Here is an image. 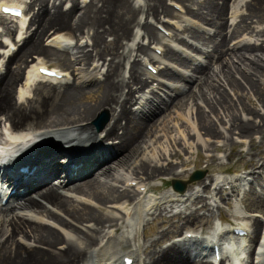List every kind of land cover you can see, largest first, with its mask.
Instances as JSON below:
<instances>
[{
  "label": "bare ground",
  "instance_id": "obj_1",
  "mask_svg": "<svg viewBox=\"0 0 264 264\" xmlns=\"http://www.w3.org/2000/svg\"><path fill=\"white\" fill-rule=\"evenodd\" d=\"M66 1H72L67 10L57 0L50 3L49 0H0V3L18 2L27 11L39 7L28 20L20 19L16 40L23 39L16 51L9 52V46L15 42L0 40V44L7 46L1 55L8 54L4 62L0 58V124L7 121L0 127V158L9 161L34 139H40L31 151L16 158V161L24 158L27 168L26 172L12 173L10 183L14 185L16 179L15 185L24 187V191L12 195L7 206L0 203V264H114L123 242L130 237L132 231L129 230L137 228L129 229L134 223L130 218L134 214L136 222L157 214L167 215L169 222L175 217L183 226L192 216L200 217L196 215L200 208L212 214L213 206L221 205L220 199L229 202L231 194L241 191L249 194L243 197L246 204L257 209L251 214H246L239 203L234 204L233 210L241 218L228 226H214L211 233L192 230L194 236L190 238L184 232L164 246L158 242L167 232L160 230L159 236L143 243L139 241L121 258L125 255L140 258L143 252V264H212L203 257V251L193 252L195 247L188 241L195 240L230 242L237 262L243 264L241 259L247 256L253 242L256 241L257 246L262 244L260 232L264 237V225L263 230L262 227L259 230L261 215L264 217V150L256 148L253 136L259 133L258 145L264 143V39H261L264 27L258 24L264 21V0H234L229 13L234 18L238 12L242 14L228 32L225 31L228 0H181L192 17L176 14L164 0ZM160 14L180 16L170 22L190 38H196L195 43H189L195 53L185 47L188 37L175 32L170 35L175 45L158 43L155 47L162 49L161 54L154 46V50L149 51L144 38L149 42L160 40L158 30L152 25ZM5 18L0 20L3 24L0 34L11 35L15 27ZM31 24H37L35 30L22 36ZM247 31L249 37L257 39H247ZM107 32L113 36L110 42L103 39ZM67 34L76 36V41L72 43L69 37L61 36ZM130 34L131 40H125ZM45 35H49L46 43ZM83 38L85 43H82ZM232 40L231 47L227 42ZM53 57L60 64L55 67L66 74L75 63L84 65L90 58H94L91 63L94 67H88L85 72L82 68L79 77L74 68L76 78L72 77L71 81L70 76L60 82L34 80L35 66L45 65L42 58L53 62ZM10 60L17 63L15 68H11ZM142 63L145 66L151 63L162 75L171 76L175 72L182 79L187 78L188 83L179 86L175 78L168 79L171 82L165 83V87L157 86L163 92L154 86L149 90L151 94L143 92L148 87L144 84L149 76H144ZM26 66L18 100L15 97L11 103L4 92L12 91ZM31 84L37 92L30 100L27 94L30 88L25 94L23 86ZM140 89L142 93L135 100L138 107L133 109L134 92ZM186 90L187 94L183 95ZM174 92L183 93L173 99ZM248 94L256 97L260 111L250 110L244 103L242 97ZM201 101L205 103L203 107ZM170 105L175 107L172 115L162 111ZM103 106H108L113 121L104 135H98L103 129L98 131L94 122L87 121L94 119L99 109L109 113ZM148 117L153 119L148 120ZM21 126L27 129L21 130ZM9 130L23 135L9 137ZM110 134L119 142L115 143ZM235 135L251 138L250 148L240 152L242 159L248 157L247 162H243L244 173L210 177L208 181L199 178L188 190L171 188L160 194L147 191L149 179L185 172L189 160L180 157V151L175 150L177 145L184 146L187 153L193 150L195 143L196 148L211 145L220 148L222 145L214 144L215 140H232ZM107 137L111 143L102 147ZM51 138L73 147L71 150L56 147ZM73 153L82 154L90 164L79 167L74 176H69L64 166L66 158L59 155ZM174 156L180 160L179 166L174 163ZM113 158L116 159L110 162ZM85 168L87 170H83ZM8 172H13V168L5 169L4 173ZM133 181L135 184L131 185ZM225 185H229L227 191H223ZM142 186L145 189H141ZM108 203L114 210L104 213L101 204ZM7 208L12 209L7 211ZM174 223L170 222V226ZM238 227L246 229L248 235H231ZM21 232L30 234L32 241ZM17 233L19 236L15 239ZM56 243L63 244L55 248ZM225 260L226 257H222L219 264H227ZM256 264H264V257Z\"/></svg>",
  "mask_w": 264,
  "mask_h": 264
},
{
  "label": "rangeland",
  "instance_id": "obj_2",
  "mask_svg": "<svg viewBox=\"0 0 264 264\" xmlns=\"http://www.w3.org/2000/svg\"><path fill=\"white\" fill-rule=\"evenodd\" d=\"M27 1H29V0H27ZM81 1L82 0H79V2H81ZM134 1L137 3L136 0H134ZM164 1H166L167 2V5L170 6L173 10H174V8H173L172 4L173 3L177 4L175 1H177L179 3H182L181 0H164ZM233 1L234 0H228V3H227V7H228L226 9V15H227L226 16V18H227L226 20L227 21H226V24H225V31L226 32H228V31L231 30L230 27H232L231 25H232L233 22H234L233 25H235L237 22L240 21V15L242 14V13L240 14V12H239L238 15L235 16V18H233V19L231 18L232 17V14L229 13L230 9H229V6L228 5L231 4ZM50 2H51V0H49V3ZM57 3L60 4L64 8V10H67L68 8H70L72 6V1L57 0ZM178 5H181V4H178ZM38 8H39L38 6H34L31 10H28V11L26 9H24L25 16H26V14H27V17H29L30 15L32 16L33 13L38 10ZM183 10H184V8H183ZM177 13L178 12H176V14ZM178 14H181V13H178ZM186 14H188V12H186ZM162 15L163 14H160L159 15L160 17L158 16L154 20H155V22L157 21L158 23H161V24L167 26V19H169L171 16H174V15H170V16H167V15L166 16L165 15L162 16ZM181 16H185V15L182 14ZM188 16H190V15H188ZM2 19H4V18L2 16H0V20H2ZM5 20H7L9 22V25L11 24L10 26L15 27V28L17 27L18 30H19V26L20 25H17L18 23L15 20H8L6 18H5ZM258 24H259V26L261 28L264 27V21H260V23H258ZM152 25H154L153 27L155 28V24H152ZM24 26H25V24H24ZM36 27H37V24L36 25L35 24H31L30 29H32V30L28 29L27 32H25V34H29L30 31L32 32L33 30H35ZM190 27L193 28V26H190ZM170 28L173 29L171 26H170ZM134 29H135V27L133 28V31H134ZM193 29H195V28H193ZM2 30H3V24L0 23V32L1 33H2ZM21 30L23 31L24 28L21 29ZM16 32H17L16 30L13 31L10 36H8L6 34H4L5 35L4 36V35L0 34V40H1V38H4L7 41L8 40H12V39L14 40V38L16 36L15 35ZM174 32H175V34H181V32H178V30L173 31L172 33H174ZM176 32H178V33H176ZM262 32L263 33H261V34L263 35L262 36L263 38H261V37L260 38L261 39H264V28H263V31ZM108 33H110V32L104 33L103 39L104 40L106 39L105 41L110 42L113 39V36H112V34H108ZM246 33H245V36H247V39L249 38L251 41H255V39H257V37H253V36H250L249 37V35H248L249 32L248 31ZM48 36H46V35L44 36V39H43L44 43H45V39ZM131 36L132 35L130 34V36H129L130 39L127 38L125 40H131ZM182 36H186L187 37V35H182ZM8 37H10V39H7ZM71 37L74 39V42H75L76 39H77V37L76 36H74V37L71 36ZM79 37L81 38V36H79ZM192 39L193 40H196V38H192ZM261 39H258L259 42L262 41ZM77 41H79V39ZM144 41H145V38H144ZM156 41H155V45L158 44V43H163L164 45L166 43H168V44H174V45L176 44L174 40H171L170 38H166V37H163V36H162V40L160 39V40H156ZM152 42H154V40L151 41V42H149V40L146 39V44L148 43V49H149V51L151 50L150 47H149V43L151 45ZM232 42H233V40L230 41V42H227V43L228 44L229 43L231 44ZM262 42H263L262 44H263V47H264V41H262ZM83 43H85V38H83ZM178 44H180V43H178ZM6 48L7 47H6V45L4 43H1L0 44V50L1 51L4 50V49H6ZM88 48H91V46H89ZM135 56H137V55H135ZM143 57H144V54L141 55V58H143ZM30 58L31 59H34L32 57H29V59ZM45 59L46 58H42V61L43 62H46V63L48 62L51 66H58V67L60 66L59 62L56 60L55 57L52 58L53 59V62H49V59L48 60L47 59L45 60ZM93 59L94 58H90L89 61L87 63H85L84 65L83 64H80V63H75V65H76L75 67L69 68V72L71 73L70 81L72 80V76L76 78L75 74L79 77L78 74L82 70V68H84L83 69V72H85L87 70V68L90 67L91 63H93V61H94ZM95 59H96V57H95ZM101 61H102V58H101ZM9 62L11 64L10 65L11 68H15L16 67V64H17L16 62L13 63L12 60H10ZM27 67L28 66H26L25 69H23L24 70L23 71V74L19 78V80L16 82V84H15L14 88L12 89V91L10 93L4 92L10 98L11 103L14 102V100H16V98L18 100V87H19V85H21V83L24 80V74L26 72ZM74 68H76L75 74H74ZM104 70H105V67H104ZM171 72H173V70H171ZM145 73H146V71H145ZM158 74L160 76H162V77H165V80L174 79L175 78V83H178V82L181 83L182 82V84H179V86L180 85H186L188 83L187 80H182V77L180 75L176 74L175 72H174V75H171V76L162 75L159 72H158ZM98 77L101 78L100 76H98ZM146 77H148V75H146ZM150 82L153 83V81H150ZM193 83L194 82L191 83L192 86H193ZM145 84L146 85H144V86H147V84H149V82L147 81ZM172 85H173V83H172ZM29 86L24 87V88H25V94H26V89H28V88L31 89V90L29 89L30 92H29V90L27 92V94L30 95V100H31L32 99V96H34L36 94V92H37L36 90L37 89L36 88H32L33 85H29ZM165 89L167 91H169V89H167V88H165ZM167 91H165V93H168ZM135 92H137V91H135ZM182 93H178L177 94L176 92H174L173 94H176V95H173V99H176L177 97L181 96ZM230 93H231L230 94L231 97H234V93H233L232 90H230ZM185 94H187V90L185 91V93L183 95H185ZM242 98L245 101L244 103L247 105L248 108H250V110L256 108L258 111H260L259 110L261 108L260 107V103L258 102V100L256 99V97L248 94L247 97H242ZM137 99L138 98H135L134 100H137ZM1 102H3V101H1ZM134 103L136 104V101ZM203 104H205V103L203 101H201L200 105L202 107H203ZM6 105L8 106V104H6ZM43 105L46 106V102ZM132 106H133V101L131 102V107ZM103 107H107V111L109 112V113L105 112V113H107L109 115V118H108V121L106 122V124L102 128L103 129L102 131L104 132L105 129L107 127H109L110 123H112L113 120L111 118L110 110H109L108 106H103ZM172 109H175V107L170 105L168 108L162 109V111L164 113L165 112L168 113V115H172L175 112V110H172ZM257 110H254V111H257ZM213 117H214V113H213ZM2 118L5 120L4 117H2ZM0 119H1V116H0ZM152 119H153V117L152 118H149L148 117V120H152ZM84 121H87V120H84ZM91 121H92V119L88 120L87 122H91ZM250 121H252V120L250 119ZM5 123L7 124V121L1 122L0 127L3 124H5ZM84 124H86V122ZM26 127L27 126H21L20 129H27ZM110 135H111V138L113 140V134H110ZM253 136H254V139H255V141L257 143L256 148L257 149L261 148V150H264V143L261 144L260 146L258 145V142H260V140H261V135L259 133H256ZM107 138H109V137H107ZM234 138H232V140H222V139L221 140H215L214 141V144H216L217 146L222 145L220 148H215L212 145L209 148H205V147H203V148L202 147H197L196 148L195 147L196 143H195V145L193 146V150L191 149L190 150V153H187L186 152V150L184 149V146H182V145H179L178 146L177 145V147H176L177 149L175 148V150L180 151V157L183 156L184 158H187L189 160L188 163H186V166H185V172L186 173L184 172L183 174H177L176 176H171L170 174H164V176L163 175H160V176H157L156 178L149 179L147 181V185L150 186L151 189H154V191L156 193H159V192H162V191L170 190L172 188V186H173L172 185L173 178H180V179H187L188 178L187 180H185L187 182V184H186V190H188L190 186H193V184H192L193 182H195V181L197 182V180L199 181L200 179H202V180L204 179L205 181H208L210 177H214V176L220 177L219 174L221 172H225L226 171V173L227 172L228 173H231V172H234L235 171L233 173L235 175L244 173L245 172V167L243 165V162H247L246 159L248 157L242 159L241 158L242 155L240 154V152H246L250 148V139L251 138H249L248 136L238 137L237 138L236 135H235ZM115 139L116 138H114V140ZM116 140H118V139H116ZM118 142H119V140H118ZM242 154H244V153H242ZM174 157H175L174 158V161H175L174 163H176L177 166H179L180 160L177 159L178 157H176V156H174ZM115 159L116 158H113L112 160H110V162L114 161ZM196 169L202 170L204 172V175L200 179L199 178L195 179V181L194 180H192V181L189 180L190 179L189 177L191 176V174ZM227 169H229V171H227ZM118 183L121 184L120 182H118ZM248 196H249L248 193H246V194L244 193L243 194V192L241 191V193L235 195L234 197H231V199H230L229 202H227L224 198H222V199H220L221 200L220 201L221 205L219 207H217L215 205L213 206V212H212V214H208L207 211H205L203 208H200L197 211V214H196V215H200V217L193 218V216H192L191 217L192 220H189V222H187L183 226L181 225V221L178 222L177 218H175V217L173 219H171V221H170V222H173V223L175 222L174 223L175 225H173V226L171 225L170 226V222L167 220V215H157V214L151 215L147 220H145V221L142 220L140 223H138V225L135 224V226L138 229L136 228V229L132 230V229H130L131 227H129V229H130L129 231H132V232L129 233L130 234V237L128 238V240L126 238V241L123 242L121 249H122V251H126L127 249L130 248L129 250H131V249H133V248L136 247V245H137V243L139 241H140V243H143V242L148 241L150 239L152 240L153 238H156L157 236H159V231L160 230H163V231H166L167 232V234L162 238V240L158 242L159 244H161V246L165 245L168 241H170V237L171 236L174 237V236H177V235H181L180 233L181 232H184L185 230H190V231L193 230V231H195V230H198L199 229V230H202L204 233H211L214 230V226L218 225L219 223H222V224L223 223L226 224V223H229V222L231 223L233 221H236V219L241 218V217H239V215H237L234 212V210H233V205L234 204H238L239 203L238 205L241 206L242 210H244V212L247 213V214L248 213H251V211L254 212V210H257L253 206H250L249 203H247L249 205V207H246V205H247L246 204V199H244V198H246ZM87 205H91V203H88ZM101 205H102L101 207H102L104 213L109 212V210H114L112 207H110L111 206V203L101 204ZM96 206H91V207H96ZM11 209H8L7 211H9ZM10 216H11V213H10ZM219 216L221 217V219H219ZM261 224H262V221L260 220L259 230L264 225V224L263 225H261ZM147 225H148V227H147ZM173 228H174V230H172ZM21 234L23 236L25 235L24 236L25 238L31 239V241H32V237L30 236V234L25 233V232H21ZM18 236H19V233H17L15 235V239H18ZM59 242H61V241H59ZM61 244H63V243H56V247L55 248H58ZM142 257L145 258L144 253L142 254ZM47 259L48 258H45V260H47ZM133 264H142V261L141 260H137L136 263L134 262Z\"/></svg>",
  "mask_w": 264,
  "mask_h": 264
},
{
  "label": "water",
  "instance_id": "obj_3",
  "mask_svg": "<svg viewBox=\"0 0 264 264\" xmlns=\"http://www.w3.org/2000/svg\"><path fill=\"white\" fill-rule=\"evenodd\" d=\"M108 117L109 115L107 113H105L103 110H100L97 113L96 117L94 118L93 122L96 124L98 129H101L104 126V124L107 122ZM202 175H203L202 172H195L194 174L190 176V179L192 178V180H194V179L202 177ZM186 183L187 182L180 181L178 179H173V186L180 190L185 188Z\"/></svg>",
  "mask_w": 264,
  "mask_h": 264
}]
</instances>
